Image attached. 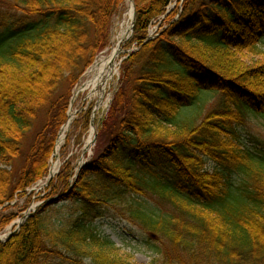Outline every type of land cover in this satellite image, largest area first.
<instances>
[{"label":"trees","instance_id":"trees-1","mask_svg":"<svg viewBox=\"0 0 264 264\" xmlns=\"http://www.w3.org/2000/svg\"><path fill=\"white\" fill-rule=\"evenodd\" d=\"M124 1L0 0V207L46 174L71 91ZM170 2L133 0L127 47L139 49L70 189L77 216L57 226L52 204L41 206L0 241V264H53L64 252L137 264L94 225L110 207L149 233V264H264V140L242 130L248 117L264 122V0H184L146 41ZM248 54L261 61L248 65ZM70 173L64 165L47 197L69 188Z\"/></svg>","mask_w":264,"mask_h":264},{"label":"rangeland","instance_id":"rangeland-1","mask_svg":"<svg viewBox=\"0 0 264 264\" xmlns=\"http://www.w3.org/2000/svg\"><path fill=\"white\" fill-rule=\"evenodd\" d=\"M183 1L184 0H171L170 4L166 8L165 14L159 16L150 23L147 30L146 41L156 38L157 34L165 29L169 22L176 20L179 13L181 12ZM129 7H131L130 0H125L124 6L114 16L113 19L110 46L100 53L102 54L101 56L103 58H106L110 55L113 48L118 47L120 50H122L118 58L119 61L116 68L117 73L111 82V86H107L105 93H101L100 88L99 90L93 92L92 87H88L86 90H84L83 85L92 79L95 74L94 71L93 73L91 72L92 74H85L83 79L78 82L76 88L73 90L74 94L72 96V100L66 109L65 121L57 132L53 147V150L55 151L60 146L59 152L57 154L59 164H61L63 161H68L70 163L72 161V164L75 165L76 163L80 164L81 162H79V160L81 159L83 162L91 160L98 149V145L94 143L90 156L88 154L82 156L85 150L84 146L89 137L90 129L91 127L94 129L96 128L94 124L96 117H98V115H102L103 112L108 110L112 96L119 87V79L121 76L122 67L120 64L121 61L124 62L127 60L129 55L137 52L139 49L136 43L130 44L129 47L126 45L131 37V32L127 29V27L131 25V19L128 17ZM166 14H169V16L165 18ZM170 15L173 16L171 17ZM126 31H128L127 34L130 35L126 40H124L126 37L122 36V32L124 33ZM259 48L264 50V42L259 45ZM246 56L245 62L248 65H254L261 61L260 56L251 54ZM211 102L212 100L206 104L207 108L211 105ZM248 118L246 119L242 130L264 140V122L261 120ZM44 119L45 114L44 112H41L38 115L37 123L35 125L36 130L42 126ZM68 119H70V125L66 129V123ZM58 138L63 139L60 144H58ZM54 162L55 159L52 158L51 153V156L48 160L47 171L44 177L37 180L33 185L27 188L23 196H15L11 202L0 207V217L2 215H7L8 213L15 214L10 223L0 230L1 242L5 241L9 236L19 231L20 227L24 224L25 216L27 217L33 212H36L37 209L49 202L51 199L57 198V196L47 197L49 193V185L53 181H48L47 175L49 174ZM75 166H73L74 169L76 168ZM71 182L73 181L71 180ZM71 182L70 184H72ZM63 194L66 195L65 199L61 200V198H59L56 202L49 203V205H52L46 209L48 220L61 227L67 226L69 222L74 220L78 213V205L73 200V198L70 197V190H65ZM94 225L98 228L102 235L108 236V238L117 248H119L122 253L130 254L132 256V260L135 263L149 264L154 258V254L148 249L149 233L143 232L137 224L132 223L128 219V213L126 211H121V209L116 210L110 207L105 211L101 218L94 221ZM154 240L155 238L152 239L150 243H152ZM64 255L65 259L68 260H63L64 258H56L54 259L53 264H92L89 259L83 258L81 259V263H77L78 258H73L70 253L64 252Z\"/></svg>","mask_w":264,"mask_h":264},{"label":"bare ground","instance_id":"bare-ground-1","mask_svg":"<svg viewBox=\"0 0 264 264\" xmlns=\"http://www.w3.org/2000/svg\"><path fill=\"white\" fill-rule=\"evenodd\" d=\"M132 6L129 7L128 17L132 18ZM122 34H127V32H122ZM119 58V48H113L110 55L106 58L100 60L95 66L94 70L96 71L95 75L89 80L86 84H84L83 89L86 90L88 87H92V92L99 90L103 93L105 88H107V83L113 78V74L116 71V65L118 63ZM115 69V70H114ZM91 92V93H92ZM100 93V95H101ZM61 139L58 141L61 142Z\"/></svg>","mask_w":264,"mask_h":264},{"label":"water","instance_id":"water-1","mask_svg":"<svg viewBox=\"0 0 264 264\" xmlns=\"http://www.w3.org/2000/svg\"><path fill=\"white\" fill-rule=\"evenodd\" d=\"M56 199V198H55ZM55 199H53L51 202L55 201Z\"/></svg>","mask_w":264,"mask_h":264}]
</instances>
